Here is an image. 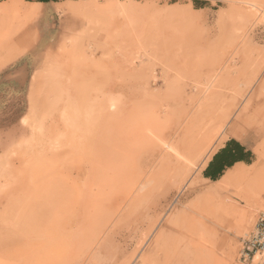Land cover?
Wrapping results in <instances>:
<instances>
[{
	"label": "rangeland",
	"instance_id": "374dc122",
	"mask_svg": "<svg viewBox=\"0 0 264 264\" xmlns=\"http://www.w3.org/2000/svg\"><path fill=\"white\" fill-rule=\"evenodd\" d=\"M32 1L0 0V264H241L264 211V0H55L46 32ZM231 138L250 162L205 177Z\"/></svg>",
	"mask_w": 264,
	"mask_h": 264
},
{
	"label": "trees",
	"instance_id": "16d2710c",
	"mask_svg": "<svg viewBox=\"0 0 264 264\" xmlns=\"http://www.w3.org/2000/svg\"><path fill=\"white\" fill-rule=\"evenodd\" d=\"M249 155H252L251 150H248L239 140L231 138L214 154L203 172L204 176L214 181L218 180L223 176L225 170L232 167L236 162H250L247 158Z\"/></svg>",
	"mask_w": 264,
	"mask_h": 264
},
{
	"label": "built area",
	"instance_id": "2783aa9c",
	"mask_svg": "<svg viewBox=\"0 0 264 264\" xmlns=\"http://www.w3.org/2000/svg\"><path fill=\"white\" fill-rule=\"evenodd\" d=\"M241 244V264H264V211L260 212L254 227L241 237Z\"/></svg>",
	"mask_w": 264,
	"mask_h": 264
},
{
	"label": "bare ground",
	"instance_id": "6f19581e",
	"mask_svg": "<svg viewBox=\"0 0 264 264\" xmlns=\"http://www.w3.org/2000/svg\"><path fill=\"white\" fill-rule=\"evenodd\" d=\"M254 9H259V17H260V19L261 20H264V1H257L255 4H254V7H253ZM257 12V13H258ZM257 13H255V14H257ZM258 17V16H257ZM259 19V20H260ZM256 21H258V19L256 20ZM263 22V21H262ZM224 130V127H221V131H223ZM198 140V139H197ZM199 142V141H198ZM191 143V142H190ZM190 143H188V146L185 148L184 146H182V147H184L183 148V151L185 152V151H188L187 152V157L185 156V158H187L186 159V162L188 161H192V160H194V158H195V156H196V153H197V151H198V149H197V146L196 145H194V144H190ZM201 143V142H200ZM184 144V143H183ZM199 144V143H198ZM173 145V144H172ZM185 145V144H184ZM202 148V147H201ZM181 152V151H180ZM177 153V152H176ZM184 156V155H183ZM184 158V159H185ZM183 160V159H182ZM183 162H185V161H183ZM192 163V162H191ZM195 163V162H194ZM186 164V163H185ZM190 166V165H189ZM192 166V165H191ZM248 165L247 164H245V163H242L241 162V164H240V166H237L229 175H228V177H244V176H247V175H249V174H251L252 173V169H250V168H248L247 167ZM186 167H188V166H186ZM185 168V167H184ZM232 178V179H233ZM229 179V178H228ZM231 179V180H232ZM230 181V180H229ZM188 184V183H187ZM143 185H146L147 186V184H143ZM146 186H143L142 187V189L144 188V187H146ZM145 189V188H144ZM143 189V190H144ZM147 193V192H146ZM255 223V222H254ZM254 223H253V225H254Z\"/></svg>",
	"mask_w": 264,
	"mask_h": 264
},
{
	"label": "crops",
	"instance_id": "0c3cea01",
	"mask_svg": "<svg viewBox=\"0 0 264 264\" xmlns=\"http://www.w3.org/2000/svg\"><path fill=\"white\" fill-rule=\"evenodd\" d=\"M32 2H36L39 5H43V11L42 13L37 17L38 19V31H47L48 30V26L55 23L58 19V17H56L58 14V12L56 11V4L58 3L55 0H49V1H40V0H35ZM36 19V18H35ZM42 34V38L44 37V39L42 41L47 40L50 35H46V33ZM40 46V45H39ZM205 170V169H204ZM227 171V169L225 170V172ZM224 175V174H223Z\"/></svg>",
	"mask_w": 264,
	"mask_h": 264
}]
</instances>
